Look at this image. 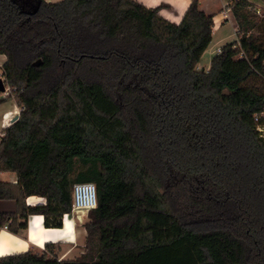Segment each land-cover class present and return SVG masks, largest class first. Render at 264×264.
<instances>
[{"label": "trees", "instance_id": "16d2710c", "mask_svg": "<svg viewBox=\"0 0 264 264\" xmlns=\"http://www.w3.org/2000/svg\"><path fill=\"white\" fill-rule=\"evenodd\" d=\"M230 8L239 38L199 70L214 26L200 0L179 24L136 0H0L22 108L0 138V172L18 177L0 181L17 206L0 227L62 228L74 185L97 191L79 257L47 243L0 264H264V12Z\"/></svg>", "mask_w": 264, "mask_h": 264}, {"label": "crops", "instance_id": "0c3cea01", "mask_svg": "<svg viewBox=\"0 0 264 264\" xmlns=\"http://www.w3.org/2000/svg\"><path fill=\"white\" fill-rule=\"evenodd\" d=\"M49 3L60 0H46ZM146 7H162L160 14L167 20L179 24L187 9L191 4V0H136ZM232 0H200L201 9L208 15L214 16L213 40L204 55L210 50L213 42L217 41V49L211 52L212 58L221 50V48L239 38L240 30L233 12L230 8ZM254 5V10L261 15L264 12V0H248ZM203 55V56H204ZM7 61L5 55L0 54V78L4 79L3 66ZM199 66V65H198ZM0 138L4 131L9 127L16 116H20L22 108L17 104L13 96L5 97L0 93ZM0 181L17 183L18 177L12 172H0ZM30 206L43 205L46 203L45 198L39 196H30L27 199ZM16 202L14 200H0V212H15ZM66 217L73 221L72 231L65 235L63 229L65 227ZM78 220V221H77ZM79 222V223H77ZM86 221L76 217L65 216L62 228H47L44 225L43 215H31L28 219V230L26 237L15 235L9 231L7 226L0 227V257L24 253L33 250L36 253L45 251L47 243L59 246V260H74L83 253V249L78 247L82 242L84 246L87 231L85 229ZM80 226V227H79ZM43 228L46 232H40ZM75 234V235H74ZM53 239H45L46 236ZM44 237V238H43ZM43 238V240H42Z\"/></svg>", "mask_w": 264, "mask_h": 264}, {"label": "built area", "instance_id": "2783aa9c", "mask_svg": "<svg viewBox=\"0 0 264 264\" xmlns=\"http://www.w3.org/2000/svg\"><path fill=\"white\" fill-rule=\"evenodd\" d=\"M5 97L12 96L11 89L6 85L4 92H1ZM260 117H264V112L256 116L258 120ZM264 137V124L258 127ZM97 206V191L96 186L92 182L76 183L73 187V199H72V212L65 216L72 215L73 213L81 211H89Z\"/></svg>", "mask_w": 264, "mask_h": 264}, {"label": "rangeland", "instance_id": "374dc122", "mask_svg": "<svg viewBox=\"0 0 264 264\" xmlns=\"http://www.w3.org/2000/svg\"><path fill=\"white\" fill-rule=\"evenodd\" d=\"M217 49V41L213 42V44L211 45V48L210 50L203 56L199 66H198V69L199 70H202V69H205V70H209L210 69V65H211V52L213 50H216ZM0 73L1 70H0ZM88 212L89 211H81V212H75L71 215V217H76L78 219L81 218L83 219L84 221H87L88 220ZM80 227V226H79ZM82 242L79 243L78 247L80 249H83L84 250V246H82Z\"/></svg>", "mask_w": 264, "mask_h": 264}, {"label": "bare ground", "instance_id": "6f19581e", "mask_svg": "<svg viewBox=\"0 0 264 264\" xmlns=\"http://www.w3.org/2000/svg\"><path fill=\"white\" fill-rule=\"evenodd\" d=\"M77 223H79V222H77ZM72 224H73V221L71 220V218L66 217V219H65V227L63 229V232L65 233V235H67L68 233H70L72 231V229H73ZM40 232H43V233L46 232L47 233V231H45L43 228L40 229ZM43 238H42V240H43ZM45 239H53V238H51V237H49L47 235Z\"/></svg>", "mask_w": 264, "mask_h": 264}, {"label": "water", "instance_id": "95a60500", "mask_svg": "<svg viewBox=\"0 0 264 264\" xmlns=\"http://www.w3.org/2000/svg\"><path fill=\"white\" fill-rule=\"evenodd\" d=\"M5 89H6V83H5L4 79L0 78V92H4ZM19 117H20L19 115L16 116V117L13 119L12 122H15L16 120H18Z\"/></svg>", "mask_w": 264, "mask_h": 264}]
</instances>
